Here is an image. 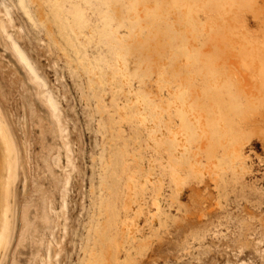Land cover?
Listing matches in <instances>:
<instances>
[{
    "label": "rangeland",
    "instance_id": "374dc122",
    "mask_svg": "<svg viewBox=\"0 0 264 264\" xmlns=\"http://www.w3.org/2000/svg\"><path fill=\"white\" fill-rule=\"evenodd\" d=\"M0 25V264H264V0H0Z\"/></svg>",
    "mask_w": 264,
    "mask_h": 264
},
{
    "label": "bare ground",
    "instance_id": "6f19581e",
    "mask_svg": "<svg viewBox=\"0 0 264 264\" xmlns=\"http://www.w3.org/2000/svg\"><path fill=\"white\" fill-rule=\"evenodd\" d=\"M136 7V6H135ZM41 12V11H40ZM120 17V16H119ZM121 18V17H120ZM140 18V17H139ZM121 22V21H120ZM138 23V22H137ZM1 26V28H2V25H0ZM5 27V26H4ZM3 27V28H4ZM103 32V31H102ZM69 37V36H68ZM73 37H75V36H73ZM69 38H71V37H69ZM76 38V37H75ZM74 38V39H75ZM79 39V38H78ZM106 39V38H105ZM69 40V39H68ZM68 40H66V41H68ZM110 40V39H109ZM78 41V40H77ZM107 41V40H106ZM110 42V41H109ZM80 43V42H79ZM90 43V42H89ZM91 43H92V41H91ZM116 43V42H115ZM64 44V43H63ZM78 44V43H77ZM13 45V48H14V51L17 53V55L20 57V59L21 60H23V61H25L27 64H29L28 63V61H27V58H26V56H25V54L21 51V49L19 48V46L17 45V44H15V43H13L12 44ZM123 45V44H122ZM83 46V45H82ZM81 46V47H82ZM131 46V45H130ZM85 47V46H84ZM96 47V46H95ZM111 47V46H110ZM96 48H98V47H96ZM99 48H100V46H99ZM126 48V47H125ZM134 47H132V49H133ZM87 48H85V50H86ZM109 49V48H108ZM113 49V48H112ZM122 50V49H121ZM96 51V50H95ZM128 51V50H127ZM134 51V50H133ZM98 52V51H97ZM135 52V51H134ZM140 52V51H139ZM71 53V52H70ZM76 53V52H75ZM86 53H87V51H86ZM99 53H100V51H99ZM101 54V53H100ZM135 54H136V52H135ZM81 55V54H80ZM102 55H103V52H102ZM125 55V54H124ZM88 56V55H87ZM106 56V55H105ZM100 57H102V56H100ZM123 57V56H122ZM124 58V57H123ZM100 60H101V58H100ZM84 61V60H83ZM80 64V63H79ZM90 64V63H89ZM91 64H92V62H91ZM90 64V65H91ZM94 65V64H93ZM81 66V65H80ZM95 66V65H94ZM91 69H93L92 67H91ZM90 69V70H91ZM93 71V70H92ZM129 74V73H128ZM94 76H95V74H94ZM125 79H127L126 77H125ZM127 80H125V82H126ZM127 83V82H126ZM124 84V83H123ZM132 88V87H131ZM171 91V90H170ZM150 96V95H149ZM141 120V119H140ZM141 122H143V121H141ZM0 144H1V146H2V149H3V157H2V159H3V161H2V164H3V162L5 161V164H6V162H7V168H8V173H9V178L12 176V158H13V146H12V144L10 143V141H9V138H8V136L6 135V132H5V129H4V126H3V123H2V119H1V117H0ZM173 155V158H172V162H171V166H172V170H173V174H174V178H177L178 177V175H179V173H180V171H181V169H180V160L178 159V156L177 155H179V154H172ZM185 162V161H184ZM3 166H4V164H3ZM1 167H2V165H1ZM2 168H0V170H1ZM1 172V171H0ZM3 172V171H2ZM6 172V171H5ZM3 178H4V176H3V174H1L0 175V183H2V180H3ZM7 178V177H6ZM8 179V178H7ZM6 179V180H7ZM8 184H9V179H8ZM7 185V184H6ZM1 186V185H0ZM1 188V187H0ZM7 188H9V186H7ZM7 188H5V193L8 191V189ZM6 189H7V191H6ZM9 192V191H8ZM0 193H1V191H0ZM6 194H8V193H6ZM6 194H5V196H6ZM7 198H8V195H7ZM6 199V198H5ZM1 201H3V196H2V194H0V203H1ZM8 200L6 199L5 200V204H6V202H7ZM10 202H8V204H9ZM9 206V205H8ZM8 206H6L7 208H6V211L3 213V215H5V217H4V224L1 226L0 225V250H1V248L4 246V244L6 243V238H7V233H8V224H9V217H8V209H9V207ZM5 210V209H4ZM1 210H0V215H1ZM3 221V220H2ZM3 223V222H2Z\"/></svg>",
    "mask_w": 264,
    "mask_h": 264
}]
</instances>
